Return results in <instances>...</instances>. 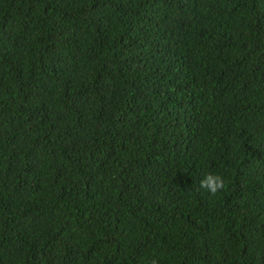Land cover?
Masks as SVG:
<instances>
[{"label": "trees", "instance_id": "1", "mask_svg": "<svg viewBox=\"0 0 264 264\" xmlns=\"http://www.w3.org/2000/svg\"><path fill=\"white\" fill-rule=\"evenodd\" d=\"M0 264H264V0H0Z\"/></svg>", "mask_w": 264, "mask_h": 264}, {"label": "clouds", "instance_id": "2", "mask_svg": "<svg viewBox=\"0 0 264 264\" xmlns=\"http://www.w3.org/2000/svg\"><path fill=\"white\" fill-rule=\"evenodd\" d=\"M200 187L205 189L209 194L216 195L226 189V183L223 177L214 173H207L200 180Z\"/></svg>", "mask_w": 264, "mask_h": 264}]
</instances>
